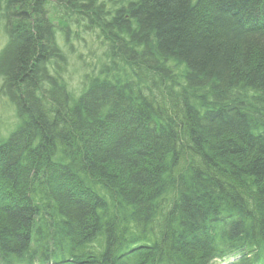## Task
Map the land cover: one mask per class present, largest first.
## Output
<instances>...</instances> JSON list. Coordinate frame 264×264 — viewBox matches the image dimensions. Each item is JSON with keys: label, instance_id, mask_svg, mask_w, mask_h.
I'll return each instance as SVG.
<instances>
[{"label": "trees", "instance_id": "1", "mask_svg": "<svg viewBox=\"0 0 264 264\" xmlns=\"http://www.w3.org/2000/svg\"><path fill=\"white\" fill-rule=\"evenodd\" d=\"M0 98V264H264V0H0Z\"/></svg>", "mask_w": 264, "mask_h": 264}, {"label": "rangeland", "instance_id": "2", "mask_svg": "<svg viewBox=\"0 0 264 264\" xmlns=\"http://www.w3.org/2000/svg\"><path fill=\"white\" fill-rule=\"evenodd\" d=\"M71 29L79 31L78 27H72ZM71 43L73 47L70 45L71 48L69 46L68 49L70 52L72 51L73 54H69L70 57L68 59L64 75L70 88H75L77 90L82 80V74L84 71L90 70V66L93 67L96 63L95 53H99V47L97 41L95 40V35L90 32L82 33L79 39L71 40ZM77 56L81 57L78 59ZM83 64H86L89 67L85 70ZM13 123L14 116L12 108L5 104L4 100L0 98V134H3L6 130H10Z\"/></svg>", "mask_w": 264, "mask_h": 264}]
</instances>
